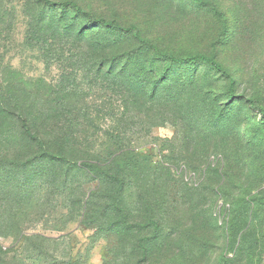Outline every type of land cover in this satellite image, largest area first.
Masks as SVG:
<instances>
[{
  "label": "rangeland",
  "instance_id": "374dc122",
  "mask_svg": "<svg viewBox=\"0 0 264 264\" xmlns=\"http://www.w3.org/2000/svg\"><path fill=\"white\" fill-rule=\"evenodd\" d=\"M53 1L177 54H216L236 92L200 66L159 82L131 60L144 56L134 43L109 48L93 20L65 31L41 0H0V102L60 115L70 157L122 172L130 221L158 222L125 231L115 187L30 162L38 150L0 113V264H264V117L244 99L264 105V0ZM154 81L150 100L138 91Z\"/></svg>",
  "mask_w": 264,
  "mask_h": 264
},
{
  "label": "trees",
  "instance_id": "16d2710c",
  "mask_svg": "<svg viewBox=\"0 0 264 264\" xmlns=\"http://www.w3.org/2000/svg\"><path fill=\"white\" fill-rule=\"evenodd\" d=\"M53 12L56 13V22L58 26L65 31H71L76 27L83 18L91 19L101 26L105 38L103 43L111 49L118 48L120 44L127 42L134 43L144 56L133 55L131 60L136 58H145L142 65L141 72L154 73L159 82H166L172 77V69L178 68H193L205 67L207 70L214 71L223 75L230 84V90L236 92L237 81L232 74L225 68L222 62L218 59L216 54H186L181 55L173 51H169L160 47L154 40L142 35L140 29L136 25H122L116 21H109L106 19L96 18L87 13L83 7L75 1H53L41 0ZM196 4H204V0H193ZM212 14L226 22L224 15L215 6H211ZM131 54L128 55L130 57ZM130 59V58H129ZM136 72V71H135ZM139 72V71H138ZM135 80V76H133ZM154 81L152 87H140L139 93L145 95L150 100H154L158 96L159 82ZM134 87V85H133ZM135 88V87H134ZM137 92V90H136ZM246 103L259 115L264 117V105L256 98H246ZM28 105L16 106L0 102V113L7 117L11 122V129L9 131L12 138L18 139L27 146L38 150L32 160L37 159L43 162L55 163L59 165H68V167H75L78 170H83L90 174L98 176L104 184L115 187V197L113 198V207L120 215V223L125 231L144 230L150 227L157 229L158 222L151 219L148 223L131 222L130 212L128 208L122 205L121 198L125 196L126 192V176L110 167H106L97 162H90L88 160H74L68 153V141L70 137L67 135L65 127H58L56 120L60 117L58 114L52 113L47 118H42L36 111H33ZM62 121V120H61ZM70 142V141H69ZM59 150V151H57ZM28 163H24L26 166ZM243 218V215H240ZM144 249V246H142Z\"/></svg>",
  "mask_w": 264,
  "mask_h": 264
}]
</instances>
